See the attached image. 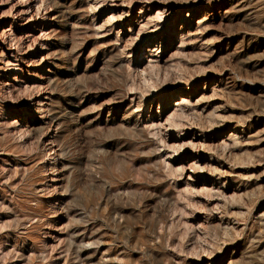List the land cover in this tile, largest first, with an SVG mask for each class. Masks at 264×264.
Masks as SVG:
<instances>
[{
  "label": "rangeland",
  "instance_id": "1",
  "mask_svg": "<svg viewBox=\"0 0 264 264\" xmlns=\"http://www.w3.org/2000/svg\"><path fill=\"white\" fill-rule=\"evenodd\" d=\"M0 12V264H264V0Z\"/></svg>",
  "mask_w": 264,
  "mask_h": 264
},
{
  "label": "bare ground",
  "instance_id": "2",
  "mask_svg": "<svg viewBox=\"0 0 264 264\" xmlns=\"http://www.w3.org/2000/svg\"><path fill=\"white\" fill-rule=\"evenodd\" d=\"M3 1V0H2ZM3 4V3H2ZM0 5H1V0H0ZM4 5V4H3ZM34 5V4H33ZM29 7V6H28ZM27 7V8H28ZM31 9V8H30ZM26 11V10H25ZM24 12V11H23ZM1 13V12H0ZM19 13V12H18ZM9 14H10V12H9ZM20 14H21V12H20ZM3 16H4V14H2ZM23 15V14H22ZM125 15V14H124ZM19 17V16H18ZM2 18H4V17H2ZM10 18V17H9ZM26 22V21H25ZM4 22H2V20H1V18H0V26L3 24ZM19 25V24H18ZM144 26V25H143ZM20 27H25V24L23 25H20ZM11 28V27H10ZM13 29V28H12ZM16 29V28H15ZM9 32H10V30H9ZM25 32V31H24ZM28 33V32H27ZM187 34V33H186ZM13 37V38H12ZM26 37V39H27V37H29V36H25ZM12 39V41H14L15 42V44L16 43H19V42H21L22 40H21V38H18V40L16 41L15 39H16V37L15 36H13V35H11V34H9V35H7V33L6 32H2L1 31V33H0V43L1 44H4V42H5V40H7V39ZM11 39H10V41H11ZM29 39V38H28ZM9 41V40H8ZM28 41V40H27ZM22 44H23V42H22ZM17 47H19V46H17ZM2 52V51H1ZM151 52V51H150ZM3 53V52H2ZM2 53H0V60H1V64H3L2 66V68L0 67V71H7L8 73L11 71L9 68L11 67V66H13V67H15V71H18V72H20V70L18 69V65H11V60L9 59V58H6L5 57V55H3ZM151 54V53H150ZM153 56V55H152ZM13 59V58H12ZM149 60V59H148ZM17 61V60H16ZM145 62V61H144ZM147 62V66L148 67H150V68H152V70L154 71V66L156 65V63H155V65H154V62H152V61H146ZM156 62V61H155ZM145 67V66H144ZM146 68V67H145ZM159 68V67H158ZM2 69H6V70H2ZM12 69V68H11ZM151 70V71H152ZM155 70H156V68H155ZM159 70V69H158ZM158 70H156V71H158ZM143 71V70H142ZM151 71H148L147 70V72H151ZM153 71H152V73H153ZM6 72V73H7ZM146 71H144V73H145ZM159 73V72H158ZM148 79V78H147ZM14 81H15V79H14ZM41 88V87H40ZM186 88H187V86L186 87H183L182 89H185L186 90ZM182 92H178V94H181ZM179 100H180V102L179 103H177V105L179 106V107H182V105H183V107H185L184 105H186L187 107H188V103L190 102V100H184L182 97H180L179 98ZM197 102H198V100H197ZM190 104V103H189ZM37 105H39V104H37ZM42 106V105H41ZM174 106H176V104H174ZM196 106V105H195ZM186 108V107H185ZM190 108V107H189ZM174 112L173 113H171V115H167L168 117L165 119V121L164 122H166V123H168V126H171V127H175V128H177V127H180V122H181V120H182V118H183V116H184V113H182V112H180V111H182V109H180L179 110V112L180 113H178L176 110H173ZM211 115H213V114H211ZM220 118V117H219ZM212 119V118H211ZM217 119V118H216ZM215 122V121H214ZM223 122V121H222ZM212 124V123H211ZM215 125V124H214ZM153 127V126H152ZM234 141V140H233ZM185 143V142H184ZM193 143V142H192ZM194 144V143H193ZM192 144V145H193ZM184 147H185V145H184ZM224 147V146H223ZM182 149V148H181ZM189 164H191L190 165V168L192 169V167L194 166V164H195V162L193 163H189Z\"/></svg>",
  "mask_w": 264,
  "mask_h": 264
}]
</instances>
